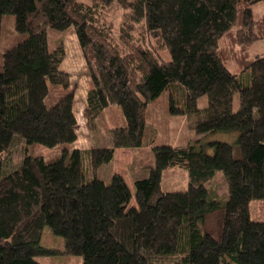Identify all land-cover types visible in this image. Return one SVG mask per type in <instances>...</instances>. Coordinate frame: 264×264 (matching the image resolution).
Returning <instances> with one entry per match:
<instances>
[{
	"label": "trees",
	"instance_id": "1",
	"mask_svg": "<svg viewBox=\"0 0 264 264\" xmlns=\"http://www.w3.org/2000/svg\"><path fill=\"white\" fill-rule=\"evenodd\" d=\"M259 3L0 0V264H43L38 256L61 251L82 256L81 264H264V219L250 213L252 199L264 201V55H249L264 38ZM117 7L124 19L114 25L108 13ZM8 20L11 31L4 29ZM49 28L76 31L91 74L90 124L121 106L110 146H73L75 89L61 68L64 44L51 46ZM203 95L209 103L201 109ZM160 97L169 114L195 117L200 137L155 144L135 191L124 173L88 181L89 169L110 162L118 148L154 142L149 113ZM16 138L50 151L25 154L5 173ZM169 167L188 171L187 189L163 190ZM219 170L228 180L225 202L207 187ZM46 226L64 238L65 249L42 244Z\"/></svg>",
	"mask_w": 264,
	"mask_h": 264
},
{
	"label": "rangeland",
	"instance_id": "2",
	"mask_svg": "<svg viewBox=\"0 0 264 264\" xmlns=\"http://www.w3.org/2000/svg\"><path fill=\"white\" fill-rule=\"evenodd\" d=\"M256 17L264 14V5L259 3L254 7ZM108 21L120 23L124 19V12L119 7L116 10H110L108 13ZM12 18V16H10ZM11 22L9 20L4 24V29L11 31ZM49 40L51 46L64 44L66 54L61 61V68L65 69L71 74V85L75 89V107L77 110L78 118V138L73 146H78L82 149H88L93 146H110L112 143V128L115 125H120L123 121L121 116V106L112 108L111 110H105L99 114L95 123L90 124L88 118V107L85 105L84 98H87V91L90 87V76L87 63L85 62L84 53L81 49L77 34L74 28H69L65 31H56L49 28ZM2 49L0 50V62ZM256 54L264 55V38L258 39L253 42L249 49V55L253 57ZM162 58H167L168 53L162 52ZM230 70L237 73L240 77L248 78V72L242 71L239 66L234 63L228 64ZM249 70V69H248ZM250 80H246L245 85L249 84ZM84 91V96L82 92ZM82 100V101H81ZM234 109H238L240 106V92H236L233 97ZM199 106L204 109L208 106V95H203L198 99ZM151 108L155 111V115L150 111L149 115H152L150 119V133L154 138V142L150 143L141 149H128L118 148L115 157L107 163L100 165L98 170L89 169L87 172V180L94 177L103 178L107 182L111 180L114 172L124 173L128 178L129 184L132 190L135 191L134 179L136 177H142L148 174L149 167L153 164V149L155 144L159 143H174L185 145L191 140L198 139L200 136L194 128V120L196 119L190 115L169 114V106L167 103V97H160L153 104ZM118 108V109H117ZM157 113V114H156ZM193 117V118H192ZM153 128V129H152ZM214 138L219 140L232 141L233 136L226 133H216ZM50 149L44 145L31 144L27 145L22 138H16L12 146V157L8 162L4 164L5 173H9L11 170L17 168L23 160L25 154L43 155L49 152ZM162 188L164 191H180L188 188V171L185 168L169 167L165 169L162 176ZM207 187L210 192L219 196V200L225 202L229 196L228 180L222 170H219L213 178L207 182ZM250 213L253 220L264 219V201L262 198L252 199L250 203ZM42 244L46 247L57 248L60 251L65 249L64 238L60 235L54 234L49 226H46L43 230ZM37 259L43 264H81L82 256H76L72 254H65L62 251L54 255H41Z\"/></svg>",
	"mask_w": 264,
	"mask_h": 264
},
{
	"label": "crops",
	"instance_id": "3",
	"mask_svg": "<svg viewBox=\"0 0 264 264\" xmlns=\"http://www.w3.org/2000/svg\"><path fill=\"white\" fill-rule=\"evenodd\" d=\"M84 93V91L82 92V94ZM85 94V93H84ZM84 94H83V96H84ZM87 99V98H86ZM86 99L84 98V101H85V105H87V103H86ZM82 101V100H81Z\"/></svg>",
	"mask_w": 264,
	"mask_h": 264
}]
</instances>
